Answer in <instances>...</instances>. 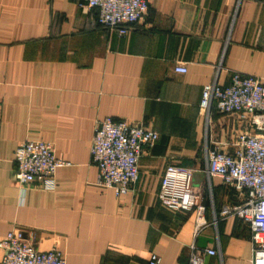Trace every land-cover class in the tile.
<instances>
[{"label":"crops","instance_id":"0c3cea01","mask_svg":"<svg viewBox=\"0 0 264 264\" xmlns=\"http://www.w3.org/2000/svg\"><path fill=\"white\" fill-rule=\"evenodd\" d=\"M76 0H0V239L22 230L36 248L58 247L68 264H188L190 244L215 247L205 264H253L251 227L220 213L235 188L206 171L205 148L233 149L243 123L201 113L203 86L234 71L264 81V0H149L147 13L121 34ZM185 65L186 72L176 70ZM106 116L156 129L140 158L135 190L117 195L97 183L90 147ZM26 139L53 142L68 161L54 190L23 192L16 149ZM194 169L207 222L160 198L166 167ZM4 249L0 247V263Z\"/></svg>","mask_w":264,"mask_h":264},{"label":"built area","instance_id":"2783aa9c","mask_svg":"<svg viewBox=\"0 0 264 264\" xmlns=\"http://www.w3.org/2000/svg\"><path fill=\"white\" fill-rule=\"evenodd\" d=\"M87 8H98V20L106 28L127 33L148 11L149 0H76ZM186 72L185 65L176 66ZM214 110L235 115L243 123L233 149L229 143L206 142V171L235 188L238 201L225 204L220 213L233 214L251 227L253 264H264V81L256 75L234 71L231 81L222 85L218 76L203 86L200 111L209 119ZM160 133L151 127L126 119H101L91 143L92 160L99 166L97 183L112 188L117 195L135 190L140 177V158L153 146ZM16 179L23 192L37 182L54 190L57 169L68 161L56 156L54 144L45 139H26L16 149ZM159 196L173 210H196V227L207 220L203 191L194 183V169L171 163L162 177ZM4 255L0 264H68L67 254L53 247L41 250L22 230H12L0 239ZM215 247L190 244L188 264H205L207 255H217ZM162 256L152 252L148 264H162Z\"/></svg>","mask_w":264,"mask_h":264}]
</instances>
